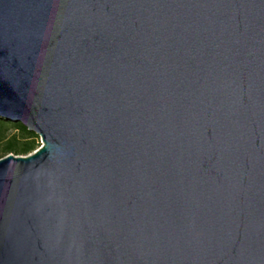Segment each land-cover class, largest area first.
<instances>
[{"label":"water","instance_id":"95a60500","mask_svg":"<svg viewBox=\"0 0 264 264\" xmlns=\"http://www.w3.org/2000/svg\"><path fill=\"white\" fill-rule=\"evenodd\" d=\"M0 264H264V0H0Z\"/></svg>","mask_w":264,"mask_h":264},{"label":"trees","instance_id":"16d2710c","mask_svg":"<svg viewBox=\"0 0 264 264\" xmlns=\"http://www.w3.org/2000/svg\"><path fill=\"white\" fill-rule=\"evenodd\" d=\"M6 124H10L16 129H19L22 133V139L17 140L16 137H12L7 140L4 139L3 132L6 129ZM38 136L35 133L29 132L22 124L13 123L0 118V143H2V148L0 153L3 156L6 154L14 153L15 155H27L38 148L37 143ZM2 156H0L1 158Z\"/></svg>","mask_w":264,"mask_h":264},{"label":"rangeland","instance_id":"374dc122","mask_svg":"<svg viewBox=\"0 0 264 264\" xmlns=\"http://www.w3.org/2000/svg\"><path fill=\"white\" fill-rule=\"evenodd\" d=\"M5 127H6V129L3 132V136H4V139H6V141L11 139L12 137H16L17 140L21 141L23 136H22V133H21V131L19 129H16L15 127H13L10 124H6ZM37 143H38V148H39L41 146V142H40L39 136H38V139H37ZM2 145L3 144L0 143V149L2 148ZM12 154H14V153H12ZM0 156L4 157L5 155L3 156V154L0 153Z\"/></svg>","mask_w":264,"mask_h":264}]
</instances>
